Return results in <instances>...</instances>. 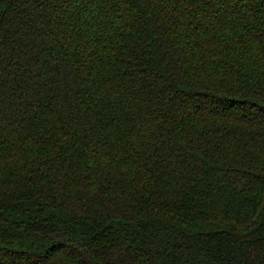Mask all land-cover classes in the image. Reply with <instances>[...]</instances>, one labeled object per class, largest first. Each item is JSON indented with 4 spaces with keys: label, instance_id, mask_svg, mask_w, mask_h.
<instances>
[{
    "label": "trees",
    "instance_id": "trees-1",
    "mask_svg": "<svg viewBox=\"0 0 264 264\" xmlns=\"http://www.w3.org/2000/svg\"><path fill=\"white\" fill-rule=\"evenodd\" d=\"M0 264H264V0H0Z\"/></svg>",
    "mask_w": 264,
    "mask_h": 264
}]
</instances>
